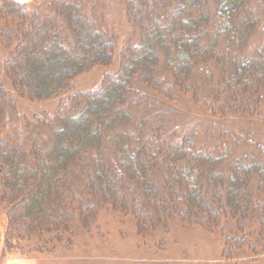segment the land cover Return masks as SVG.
Masks as SVG:
<instances>
[{
    "label": "trees",
    "instance_id": "obj_1",
    "mask_svg": "<svg viewBox=\"0 0 264 264\" xmlns=\"http://www.w3.org/2000/svg\"><path fill=\"white\" fill-rule=\"evenodd\" d=\"M114 2L0 0L5 244L108 206L139 237L178 217L264 257V0Z\"/></svg>",
    "mask_w": 264,
    "mask_h": 264
},
{
    "label": "rangeland",
    "instance_id": "obj_2",
    "mask_svg": "<svg viewBox=\"0 0 264 264\" xmlns=\"http://www.w3.org/2000/svg\"><path fill=\"white\" fill-rule=\"evenodd\" d=\"M33 1L28 0L26 7ZM108 2L115 3L114 0ZM112 6L119 10L117 4ZM128 35L120 38L126 42ZM82 80L78 78V82ZM92 81L93 78L85 80L80 86L86 87ZM118 217V212L106 206L99 210L96 223L88 231L85 226L77 225V217L69 221L74 231L70 241L62 237L53 245L37 247L27 244L34 242L31 240L34 237L28 240L26 234L19 239L21 243L11 240L6 245L7 216L0 209V264H264L263 256L256 260L223 259L218 227H214L213 232L196 227L182 228L180 218H172L169 231L164 232L163 227L160 230L167 236V242L161 243L151 235L148 238L137 236L136 225L131 220L124 225H113L111 220ZM11 236L14 235L11 233ZM45 237L50 234L45 233ZM38 240L41 242L43 237Z\"/></svg>",
    "mask_w": 264,
    "mask_h": 264
},
{
    "label": "water",
    "instance_id": "obj_3",
    "mask_svg": "<svg viewBox=\"0 0 264 264\" xmlns=\"http://www.w3.org/2000/svg\"><path fill=\"white\" fill-rule=\"evenodd\" d=\"M16 1H19V2H27L28 0H16Z\"/></svg>",
    "mask_w": 264,
    "mask_h": 264
}]
</instances>
